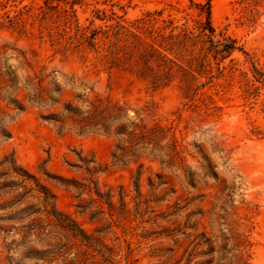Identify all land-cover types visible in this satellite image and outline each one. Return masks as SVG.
Here are the masks:
<instances>
[{
	"label": "rangeland",
	"instance_id": "obj_1",
	"mask_svg": "<svg viewBox=\"0 0 264 264\" xmlns=\"http://www.w3.org/2000/svg\"><path fill=\"white\" fill-rule=\"evenodd\" d=\"M49 1L42 23L44 0H0L8 65L35 51L58 100L39 106L21 90V110L0 101V264H237L240 255L264 264V0L257 19L243 23L236 0ZM208 1L212 25L238 47L208 111L188 108L177 81L152 89L127 71L102 70L92 54L55 53L46 31L37 35L40 23L59 25L64 8L85 25H103V12L132 20L160 10L192 25L206 20ZM15 15L19 23L9 27ZM107 96L131 120L140 112L148 126H172L160 144L174 135L175 159L115 162L113 134L54 120L79 97Z\"/></svg>",
	"mask_w": 264,
	"mask_h": 264
},
{
	"label": "trees",
	"instance_id": "obj_2",
	"mask_svg": "<svg viewBox=\"0 0 264 264\" xmlns=\"http://www.w3.org/2000/svg\"><path fill=\"white\" fill-rule=\"evenodd\" d=\"M49 0H44L47 11L42 6L41 22L50 14ZM239 16L237 20L254 22L259 15V0H236ZM205 21H195L192 25L175 24L174 19L162 17V10L147 11L132 20L111 12H103L100 17L105 20L103 25L94 26L93 20L81 24L71 15L74 10L62 9L59 25L44 26L40 23L38 38H44V32L54 48L55 53L62 55L79 54L86 57L89 54L97 61L104 71L121 69L145 81L152 89L168 86L177 81L184 98L185 105L192 110L208 111L216 108L213 105V95L218 94L217 81L220 77L233 72V66L224 65L225 59L238 49L236 40L217 32L210 21V5ZM29 7L26 11L29 12ZM52 16V14L50 15ZM17 15L9 18V27L15 28L19 21ZM32 33V32H31ZM34 35V34H33ZM6 44L0 45V101H8L18 109H22L16 98L19 91L25 90L28 102L45 106L49 102H58L53 97L54 90L50 88L46 67L38 65L37 53L32 51L29 57L26 51L17 53V65H8L5 57ZM22 70V81L18 71ZM213 87L209 93L205 88ZM15 89V97H8V92ZM247 96L250 91L247 89ZM79 105L69 103L63 107L65 115L55 121L63 125L69 121L70 128L78 133L104 132L113 134L116 139L113 158L115 162H123L127 157L145 155L151 161L160 163L173 161L178 155L174 135L167 139L172 126H162L158 122L148 126L142 123L139 113L131 120L128 110L113 101L110 97L94 99L79 97ZM147 106L141 113H147ZM0 107V124L4 116ZM5 135L0 125V137ZM166 159V160H165ZM237 264H248L239 256Z\"/></svg>",
	"mask_w": 264,
	"mask_h": 264
}]
</instances>
